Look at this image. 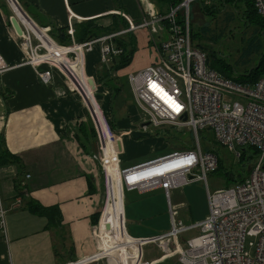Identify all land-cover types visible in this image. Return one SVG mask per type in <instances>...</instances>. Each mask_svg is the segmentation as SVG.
<instances>
[{"label":"built area","instance_id":"built-area-1","mask_svg":"<svg viewBox=\"0 0 264 264\" xmlns=\"http://www.w3.org/2000/svg\"><path fill=\"white\" fill-rule=\"evenodd\" d=\"M190 1L181 0L164 14L150 12L138 24L83 42L74 41V29L69 27L67 33L72 42L65 45L50 37L46 28L40 27L43 31L34 32L30 25L18 20L22 30L21 34H17L22 58L10 65L0 51V74L14 66L30 65L39 80L48 84L52 79L50 67L55 66L72 83L63 69L65 60L77 62L98 46L99 62L110 63L121 53L116 46V38L130 31L145 29L153 59L150 64L128 74L132 96L147 116L149 125L171 127L176 132L187 129L191 144L121 167L123 132L107 128L105 121L104 127L97 122L82 97L98 136V149L90 157L98 162L105 175V185L108 155L115 162V173L122 192L144 194L161 190L167 200L170 217L167 231L151 237H132L127 233L133 243H138L141 252L138 258H130L133 261L131 264H158L174 255L176 264H264V74L252 82H238L208 67L206 52L195 47L191 41L189 18L185 11ZM252 3L258 15L264 18V0H252ZM82 73L84 75L83 68ZM92 89L94 95V87ZM224 93L245 101L225 102ZM141 129L149 133L145 124ZM105 133H108L109 143ZM203 135L210 136L237 158H241L250 147L254 149L255 156L248 161L247 176L234 184L213 191L205 185L208 214L199 222L184 224L176 219L177 209L170 202L171 191L196 181L206 184L208 173L215 172L219 166L218 153L203 147ZM25 176L29 178L30 174ZM106 204L107 197L104 207ZM104 207L100 209L98 224L94 228L96 251L65 264H89L104 258L97 256L100 251L97 235L103 225ZM6 214L0 189V237L5 236ZM195 230V235L180 242L181 235ZM246 239L252 240L249 243L251 251L245 250ZM148 244L159 249L161 254L158 258H145L142 249Z\"/></svg>","mask_w":264,"mask_h":264},{"label":"crops","instance_id":"crops-1","mask_svg":"<svg viewBox=\"0 0 264 264\" xmlns=\"http://www.w3.org/2000/svg\"><path fill=\"white\" fill-rule=\"evenodd\" d=\"M9 1L10 5L7 0H0V51L10 65L22 58L19 36L10 22V6L18 20L30 25L34 32L41 30L37 26L54 34L57 29L72 27L75 42H83L89 32L107 27H112L113 32L120 31L140 23L150 12L167 11L166 6H159L158 0H29L32 8L28 11L18 0ZM137 32H144L147 40L145 29L124 35L135 40L134 50L139 44ZM147 46L148 40L142 53L148 51L145 62L135 70L152 62V49ZM98 62V46L77 62H60L79 91L55 66L50 67L52 79L48 84L39 80L30 65L14 66L0 74V144L19 161L0 166V189L7 209L5 236L0 237V264H65L97 249L94 216L101 203L99 164L90 157L92 152L83 149L79 126L89 120L83 98L96 121L103 127V121L107 123L92 94L93 87L94 93L102 87L97 82ZM101 93L106 98V93ZM106 139L109 143L108 136ZM140 153L144 152L136 156ZM121 156V167L131 165ZM106 162L111 176L118 181L115 162L108 155ZM17 179L24 194L17 195L14 185ZM118 184L119 181L114 187L108 184L112 202L104 212L107 220L108 212L115 207L130 236L151 237L154 233L131 235L124 214L126 198L123 197L124 204L116 205ZM161 194L165 198L162 191ZM177 199L173 204L170 194V202L178 211L184 204ZM29 200L44 207H56L60 214L56 226L47 228L45 218L29 211L26 208ZM165 201L167 204L166 198ZM142 253L145 256L144 247ZM152 258L155 257L149 259Z\"/></svg>","mask_w":264,"mask_h":264},{"label":"rangeland","instance_id":"rangeland-1","mask_svg":"<svg viewBox=\"0 0 264 264\" xmlns=\"http://www.w3.org/2000/svg\"><path fill=\"white\" fill-rule=\"evenodd\" d=\"M218 0H191L186 7L185 11L188 14L189 24L193 27L194 31L198 32L201 28H207L208 31L205 35H201L196 41L205 48L207 54V66H211V52L222 59L228 64H234L236 59L241 54V50L246 43V39L252 33L253 27L246 23L243 15V6L236 5L235 7L227 4L221 5L217 3V7L213 6ZM209 6L207 10L205 7ZM208 8V7H207ZM11 17L17 19L12 8L10 7ZM184 11V13H185ZM232 11L233 19L230 22L225 21L224 12ZM18 20V19H17ZM144 33V32H143ZM142 32H137L138 46L133 52L130 48L126 49V54L130 56L131 60L123 70L119 72H111L109 74L110 85L113 84V91L108 87H104L99 84V91L95 92V99L97 100L98 108L101 112H104L105 120L107 121V128H111L115 132H123L121 135L122 144L124 146L121 159L127 164L138 163L159 155H163L172 151L175 148H182L187 144H191V137L187 129L176 132L174 128L160 126L158 128L151 126L148 123L147 116L137 106L132 96L127 76V70L136 71L141 64H144L147 52H144L143 48L146 45L145 35ZM222 33V37L217 41H211V35H218ZM263 33V32H262ZM48 35L50 37L51 33ZM122 37V36H121ZM97 47V46H95ZM94 47V48H95ZM149 48V46H147ZM258 56L254 55L252 61L242 68L254 67L258 63ZM108 64V63H107ZM82 68V67H81ZM241 67H237L236 74H241ZM97 69L103 70V64L98 62ZM85 77V76H84ZM238 82H244L245 78L240 77L236 80ZM101 91L106 93V98L102 95ZM121 98L122 104L115 105V101H119ZM223 101L234 102L239 101L244 103V99L238 96L223 94ZM118 104V103H117ZM114 106L115 113L111 111ZM86 107V106H85ZM88 111V110H87ZM89 113V111H88ZM91 126H94L92 116L88 115ZM145 124L148 127V132L142 131L141 126ZM95 129V127H94ZM128 132V133H124ZM203 132H201L202 134ZM209 139L212 138L209 136ZM202 145L204 147V139H202ZM98 149V136L95 130V143L94 147ZM93 147V148H94ZM211 147L216 150L220 157L221 164L218 169L213 173H208L206 184L202 181H196L183 188L174 189L171 191L172 203L180 198L184 204L177 211V220H181L184 224L196 223L203 220L208 214V203L206 196V186L213 191L219 188H225L234 184L244 176L248 174V161L254 158V149L248 148L241 158H237L235 154L223 146L211 141ZM144 152L143 154L136 156L137 153ZM247 156V157H246ZM230 171L233 177L227 178L226 172ZM100 172V190H101V203L100 209H103L106 197L107 204L112 202L109 197L108 182L111 179L109 172L106 177L103 175L101 169ZM119 191L121 190L120 184H118ZM206 185V186H205ZM148 193V192H147ZM123 196L126 198L124 214L126 219V225L129 228L131 235H157L160 232L167 231L170 228V217L167 204L161 191H155L144 195H136L135 192L128 193L127 190L123 192ZM124 204V201H122ZM106 206L104 212L106 213ZM118 206V205H117ZM118 212V211H117ZM98 224V222H97ZM96 224V225H97ZM125 224V223H124ZM196 230L181 235L180 242L196 234ZM251 239H246L245 250L251 251L252 247L249 245ZM58 246H60L58 244ZM149 252V253H148ZM145 258L159 257L161 252L153 245L148 244L144 246ZM74 261V260H73ZM69 262V261H68ZM176 256L167 258L158 264H176ZM89 264H109L106 258L91 262Z\"/></svg>","mask_w":264,"mask_h":264},{"label":"trees","instance_id":"trees-1","mask_svg":"<svg viewBox=\"0 0 264 264\" xmlns=\"http://www.w3.org/2000/svg\"><path fill=\"white\" fill-rule=\"evenodd\" d=\"M18 1L27 11L32 8L31 7L32 3H30L29 0H18ZM180 2L181 0H158L159 6L161 7L166 6L167 11L171 6H176ZM217 3L223 6L230 4L234 7L236 5H239V6L242 5L244 7L243 15H244L245 21L247 24L253 27V30H252V33L246 39V43L241 50V54L236 59L234 64H228L224 62L222 59H220L218 56H216L214 53L211 52V59H212L211 68L219 72L225 78L232 79L233 81L240 79V77L242 76L245 78V81L252 82L255 79H257L259 76L264 74V53H263L264 51V18L258 15V13L256 12L254 8L252 0H218L213 6L211 5L210 7H213L215 9L217 7L216 5ZM210 7L206 6L205 8L209 10ZM223 15L225 16L226 22L232 21L233 19L232 11L224 12ZM178 19L181 20L182 17L179 15ZM89 26L94 27L92 23H89ZM190 31H191L190 33L191 41L193 45L205 51V48L202 45H200V43H197L198 41L197 39L200 38L202 34L205 35L208 29L201 28L198 32H196L194 31L193 27L190 25ZM104 32L105 33L113 32V28L107 27L105 29L98 30L96 32H93V31L89 32L84 38L86 40H89V39H92L94 37L101 35ZM51 35L60 44L65 45V44H70L72 42L66 29H57L55 31V34L51 31ZM221 37H222V33H219L216 36L211 35L210 40L214 42V41L219 40ZM115 43H116V46L121 49V53L117 55L116 57H114L110 63L103 64L102 73L100 69H97L98 84H101L104 87H108L111 91H113V84L110 85L111 82L109 79V74H111V72H119L123 70L127 65H129L131 58L129 55L126 54L125 51L127 48H130L132 52L134 51L132 47H133V44L135 43V40L131 36H128V37L122 36V37L116 38ZM254 55L258 56L259 58L258 67L257 68L255 67L242 68L248 65L252 61ZM237 67H241L243 69L241 74L235 73V70ZM119 99H120L119 101L114 102L115 105L122 104L123 100L121 98ZM113 108L114 106H112L111 111L114 114L115 109L113 110ZM79 132L83 136V140L81 141V145L83 149L87 152H92V153L96 152L97 151L96 145L94 147V143H95L94 126H91V123L89 121L87 123H81L79 126ZM203 139H204V148L205 149L211 148L213 151L216 152V150H214V148L211 147L212 140L209 139L208 136L206 135H203ZM16 162L19 163L18 159L15 156H13L11 153H9V151L6 148L2 147V145L0 144V166L5 165L7 163H16ZM220 164L221 162L219 161V165ZM230 174L231 172L228 170L226 172L227 178H229ZM14 185H15V189L18 192V194L16 193L17 195L25 193L24 187H20L18 179L14 181ZM26 208L32 213H35L39 215L40 217L45 218L47 228L54 227L59 222L60 214L56 207H44L35 201L29 200L26 203ZM99 217H100V211L97 212L94 216V224H97ZM104 218L107 219L106 215H104Z\"/></svg>","mask_w":264,"mask_h":264},{"label":"bare ground","instance_id":"bare-ground-1","mask_svg":"<svg viewBox=\"0 0 264 264\" xmlns=\"http://www.w3.org/2000/svg\"><path fill=\"white\" fill-rule=\"evenodd\" d=\"M37 28L41 29L39 26ZM107 172H109L108 169ZM109 175L111 179L109 178L108 184L113 187L116 186L118 181L111 176L110 172ZM115 198L117 200L116 205L120 204L123 201V192L117 191ZM102 224L100 233L97 235L100 248L98 257L106 258L109 264H131L133 261L130 258H138L140 256L141 252L138 243H133L132 239L129 238L125 229L124 219L119 216L115 207L108 212V220L102 219Z\"/></svg>","mask_w":264,"mask_h":264},{"label":"water","instance_id":"water-1","mask_svg":"<svg viewBox=\"0 0 264 264\" xmlns=\"http://www.w3.org/2000/svg\"><path fill=\"white\" fill-rule=\"evenodd\" d=\"M10 22H11L12 27H13L14 30L16 31V33H17V34H21V33H22V30H21V27H20V25H19L18 20H17L15 17H11ZM263 53H264V51H263ZM258 65H259V63H257L254 67L257 68ZM185 118H186V116L184 115V116H183V119H185ZM145 124H148V123H145ZM240 150H241V151H244V148H241Z\"/></svg>","mask_w":264,"mask_h":264}]
</instances>
